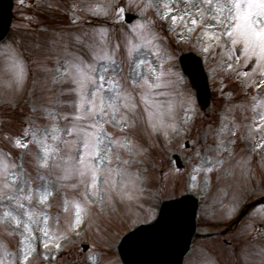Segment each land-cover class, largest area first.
I'll use <instances>...</instances> for the list:
<instances>
[{
  "label": "rangeland",
  "instance_id": "obj_1",
  "mask_svg": "<svg viewBox=\"0 0 264 264\" xmlns=\"http://www.w3.org/2000/svg\"><path fill=\"white\" fill-rule=\"evenodd\" d=\"M15 5L0 43V264H123L122 236L154 220L162 201L186 193L199 199V236L183 264H264V204L222 233L264 194V62L245 59L201 0ZM98 6L104 14L93 11ZM33 10L56 22L46 25ZM126 12L138 17L126 22ZM190 49L203 58L213 92L206 110L178 60ZM13 53L23 65L19 83L9 66ZM81 69L95 82L82 87ZM44 146L54 149L47 167ZM77 202L85 208L79 224Z\"/></svg>",
  "mask_w": 264,
  "mask_h": 264
},
{
  "label": "water",
  "instance_id": "obj_2",
  "mask_svg": "<svg viewBox=\"0 0 264 264\" xmlns=\"http://www.w3.org/2000/svg\"><path fill=\"white\" fill-rule=\"evenodd\" d=\"M12 0H0V40L12 21ZM133 16L128 15V20ZM184 72L197 90L198 100L206 109L211 102V90L201 58L195 53H185L180 58ZM182 166L179 155H175ZM264 201L259 200L255 204ZM198 199L193 195L165 201L157 219L127 234L120 252L127 264H182L196 231Z\"/></svg>",
  "mask_w": 264,
  "mask_h": 264
},
{
  "label": "snow or ice",
  "instance_id": "obj_3",
  "mask_svg": "<svg viewBox=\"0 0 264 264\" xmlns=\"http://www.w3.org/2000/svg\"><path fill=\"white\" fill-rule=\"evenodd\" d=\"M201 3L204 5H207L209 8H212L214 10V15L211 17L212 19L217 20L218 23H226L227 30L223 32V35H226L229 37L232 46L235 48L239 46L243 49L244 52V58L248 59L250 57H257L258 61L264 62V0H201ZM165 8H167L169 11H171V8L169 5L165 4ZM93 11L97 15L104 14L103 7H96L93 9ZM121 11H123L121 9ZM198 11L201 14V22L203 20V17L205 15L204 9L199 8ZM173 21L177 19V17H172ZM180 19H183V17H180ZM192 25L196 26L198 24V21L196 19L191 20ZM140 27H144L141 25ZM190 31L192 29H189ZM146 43H150V41H146ZM135 50V49H133ZM207 50V49H205ZM131 55V52L129 53ZM10 61V68L13 70L17 82H22L24 78V70L23 65L17 60L15 54H11L9 56ZM141 64L144 63V61H140ZM231 67V65H229ZM82 79L80 81L81 86L83 87L85 83L91 81L95 82V78L90 75V73L85 72L83 69L80 70ZM245 76L248 75V73H244ZM101 81H103L104 77L100 76L99 78ZM145 84H147V80H145ZM99 94V92H97ZM120 93H116L115 99H119ZM90 103L93 105V108H95V101H90ZM110 106L115 110V103L113 102L110 104ZM128 105L125 104V107ZM259 107L264 109V101L260 102ZM100 111H103V101H101V108ZM261 120L264 121V116L261 117ZM264 126V125H262ZM55 139V137H54ZM19 147L26 148V144H20L19 141L16 142ZM92 147V145L88 142H85L84 144V151L87 154L89 149ZM54 151V149L50 148L49 146H44L43 152H44V160H43V166H48V160L47 157L49 154ZM95 154L98 156L99 151H96ZM3 162H0L2 164ZM81 163H84L82 160ZM6 167V165H4ZM92 175H93V183L92 187L95 188L96 184L98 182V176H99V170L96 167H93L91 169ZM80 175H84L83 172L80 173ZM51 193H45L41 197V202H45L50 196ZM28 200H31V196L25 197ZM23 207V205H20ZM76 224L81 223V214L85 211V208L80 204L76 203ZM65 211H67V208H65ZM6 217L10 215V213L5 214ZM29 218H31V213L28 214ZM15 219V218H13ZM48 217H44L45 225H47ZM16 223L19 224L20 221L16 219ZM26 227H28L26 225ZM28 231L31 232V229L28 228ZM45 236H49V231L47 227L42 229ZM53 239H58L60 237H52ZM45 248L48 247L47 244L44 245ZM56 247H59V244L56 245ZM24 260H28V256H24Z\"/></svg>",
  "mask_w": 264,
  "mask_h": 264
}]
</instances>
